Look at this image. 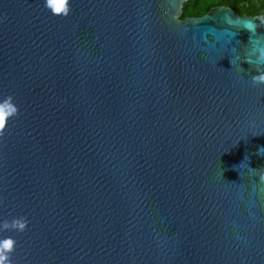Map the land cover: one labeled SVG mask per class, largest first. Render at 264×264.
Returning <instances> with one entry per match:
<instances>
[{"label": "water", "instance_id": "1", "mask_svg": "<svg viewBox=\"0 0 264 264\" xmlns=\"http://www.w3.org/2000/svg\"><path fill=\"white\" fill-rule=\"evenodd\" d=\"M184 1L0 0L11 264H264V14Z\"/></svg>", "mask_w": 264, "mask_h": 264}, {"label": "trees", "instance_id": "2", "mask_svg": "<svg viewBox=\"0 0 264 264\" xmlns=\"http://www.w3.org/2000/svg\"><path fill=\"white\" fill-rule=\"evenodd\" d=\"M217 5L230 6L239 14H264V0H185L179 18L202 15Z\"/></svg>", "mask_w": 264, "mask_h": 264}, {"label": "clouds", "instance_id": "3", "mask_svg": "<svg viewBox=\"0 0 264 264\" xmlns=\"http://www.w3.org/2000/svg\"><path fill=\"white\" fill-rule=\"evenodd\" d=\"M46 3L48 5H50L49 0H46ZM67 3H68V0H63V7H62L61 11L63 10L65 13L68 10ZM53 10L56 12V10L54 8H53ZM260 57L262 60H264V51L261 52ZM245 61H247V60H245ZM230 63H231V61H230ZM252 78H253V80L264 82V68H258L257 72L253 74ZM256 154L257 155H264V145H260L257 147ZM245 157H244V159H245ZM244 159H242L241 161H243ZM247 159L249 160L248 156H247ZM24 225H25V221H23L22 219H16L12 222V226H18L21 229L24 227ZM3 227L4 228L9 227V222L7 220L3 221ZM12 247H13V240L11 238H5L2 241H0V264H11V261L6 259V255H7L6 250H11Z\"/></svg>", "mask_w": 264, "mask_h": 264}, {"label": "snow or ice", "instance_id": "4", "mask_svg": "<svg viewBox=\"0 0 264 264\" xmlns=\"http://www.w3.org/2000/svg\"><path fill=\"white\" fill-rule=\"evenodd\" d=\"M49 3L56 10L57 13H59L63 7V0H49ZM6 108L7 112L14 111L12 106L7 104V102H5L3 105H0V126L4 124L5 116L7 114L5 111Z\"/></svg>", "mask_w": 264, "mask_h": 264}, {"label": "flooded vegetation", "instance_id": "5", "mask_svg": "<svg viewBox=\"0 0 264 264\" xmlns=\"http://www.w3.org/2000/svg\"><path fill=\"white\" fill-rule=\"evenodd\" d=\"M184 3V2H183ZM225 6V5H224ZM230 7V6H229ZM213 8V7H212ZM233 9V8H232ZM234 10V9H233ZM208 12V11H207Z\"/></svg>", "mask_w": 264, "mask_h": 264}]
</instances>
